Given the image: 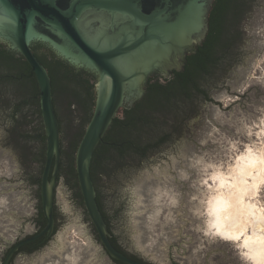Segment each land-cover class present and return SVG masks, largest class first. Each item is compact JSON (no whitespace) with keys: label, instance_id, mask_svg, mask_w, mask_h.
<instances>
[{"label":"rangeland","instance_id":"obj_1","mask_svg":"<svg viewBox=\"0 0 264 264\" xmlns=\"http://www.w3.org/2000/svg\"><path fill=\"white\" fill-rule=\"evenodd\" d=\"M255 1L244 19L242 58L211 84V101L200 102L194 119L168 147L99 178L120 246L153 264H258L244 237L216 230L209 206L212 187L220 182L213 173L236 165L264 141V0ZM7 111L0 109V264L9 245L37 228L36 188L25 181L18 150L5 146ZM74 195L59 179L55 197L62 227L42 250L19 253L13 264H115L102 253ZM248 201L264 211V183Z\"/></svg>","mask_w":264,"mask_h":264},{"label":"water","instance_id":"obj_2","mask_svg":"<svg viewBox=\"0 0 264 264\" xmlns=\"http://www.w3.org/2000/svg\"><path fill=\"white\" fill-rule=\"evenodd\" d=\"M213 4L214 0H0V42L20 53L32 67L39 86L40 111L47 141L46 159L40 177L45 225L9 247L1 264H9L14 253L24 244L41 236V242L55 238L56 231L63 224L56 222L54 216V195L61 160L60 121L54 108L49 71L36 57L32 44L47 45L68 64L95 76L94 108L77 145L74 160L82 199L109 256L124 264H149L133 259L110 241V229L96 199L90 164L97 143L103 140L120 109L143 96L149 75L159 71L166 76L171 70H181L188 51L195 50L204 41ZM255 5L253 0L245 19H249ZM223 76L221 74L215 82ZM55 99L64 128L65 125L70 126L71 117L57 93ZM9 103L0 102V109H8ZM7 117L8 114H4V118ZM83 121V116L77 115L72 124ZM180 133L181 130L172 136L178 137ZM64 134L67 143L68 136L66 132ZM10 141L7 131L5 146L13 145ZM169 141L157 151L168 147ZM30 159L28 157L23 164L25 181L29 186L32 185L29 177L38 167ZM99 186L101 188L100 182ZM34 193L36 196L35 189ZM101 200L105 210L103 193ZM59 212L57 218H62ZM85 219L88 220L86 215ZM46 242L31 252L42 250Z\"/></svg>","mask_w":264,"mask_h":264},{"label":"trees","instance_id":"obj_3","mask_svg":"<svg viewBox=\"0 0 264 264\" xmlns=\"http://www.w3.org/2000/svg\"><path fill=\"white\" fill-rule=\"evenodd\" d=\"M244 1L214 0L209 14L206 38L195 50L188 51L183 68L179 71L173 70L166 77L149 76L143 96L132 105H125L120 109L103 140L97 143L90 171L97 190V202L109 227L98 179L106 171L122 169L155 153L174 133L188 126L189 118L198 111L202 100L211 101L209 95L211 84L221 74L226 75L230 71L233 61L242 58L241 44H244L246 38L244 19L253 0ZM32 49L49 71L54 108L60 121L62 143L57 181L64 179L74 191V198L78 204L85 209L74 160L77 145L94 108L95 76L85 69L68 64L45 44L34 43ZM56 93L66 107L67 115L71 117L70 126L65 125V128L56 108ZM0 102L6 105L10 102L7 111L11 119V126L8 128L10 142L25 161L30 157V160L38 165L36 172L29 177L30 182L37 187L34 223L38 231L46 222L40 199V177L46 159L47 142L40 111L39 86L30 64L1 43ZM77 115H82L84 121L72 124V119ZM64 132L68 136L67 143L64 140ZM58 212L55 207L56 219ZM86 217L91 222L87 211ZM92 226L96 234L97 230L93 224ZM115 239L112 241L119 250L137 261L149 262L126 251ZM36 241L25 244L20 249L31 252L33 250L31 245Z\"/></svg>","mask_w":264,"mask_h":264},{"label":"bare ground","instance_id":"obj_4","mask_svg":"<svg viewBox=\"0 0 264 264\" xmlns=\"http://www.w3.org/2000/svg\"><path fill=\"white\" fill-rule=\"evenodd\" d=\"M257 148L256 152L249 150L239 156L236 165L213 173L220 182L212 187L216 191L209 206L216 230L232 239L244 237L243 245L256 263L264 264V211L248 201L264 183V141Z\"/></svg>","mask_w":264,"mask_h":264},{"label":"flooded vegetation","instance_id":"obj_5","mask_svg":"<svg viewBox=\"0 0 264 264\" xmlns=\"http://www.w3.org/2000/svg\"><path fill=\"white\" fill-rule=\"evenodd\" d=\"M1 43V42H0ZM2 45H4L3 43H1ZM5 46V45H4ZM6 47V46H5ZM7 48V47H6ZM14 52H15V50H13ZM15 54L17 55V56H22V55H20V53H18V52H15ZM171 72H172V70L170 71V73L169 74H171ZM61 73V72H60ZM92 73V72H91ZM169 74L168 75H166V76H169ZM149 76H154V77H166L165 75H163L161 72H159V71H154L151 75H149ZM74 165H75V162H74ZM75 170H76V168H75ZM77 173V172H76ZM78 177V176H77ZM35 186V185H34ZM35 188H36V191H37V187L35 186ZM97 191V190H96ZM74 192V191H73ZM77 201V200H76ZM78 202V201H77ZM54 206L58 209V207H57V204H56V201H55V195H54ZM84 211H85V215H86V211H87V209L85 208L84 209ZM87 213H88V211H87ZM91 221V220H90ZM56 222H57V219H56ZM92 222V221H91ZM90 222V223H91ZM91 224H93V223H91ZM94 225V224H93ZM108 225V224H107ZM109 227V226H108ZM43 228V227H42ZM41 228V229H42ZM55 228H56V225H55ZM38 228H36L32 233H30V235H32L33 233H35V231L37 230ZM109 229H110V237H109V239H110V241L113 243V241H112V239L114 238L115 239V234L112 232L113 230L111 229V227H109ZM40 230V229H39ZM29 235V234H28ZM29 235V236H30ZM52 236V235H51ZM94 236H95V238H96V240L98 241V243L100 244V246L102 247L101 249H102V253L105 255V256H108L109 257V259L111 260V261H113V262H115V264H119L118 262H117V260H115L114 258H112L111 256H109L107 253H106V251H105V249H104V247H103V245L101 244V242H100V240H99V237H98V234H97V232H96V234L94 233ZM24 237H26L25 235L23 236V238ZM42 237L43 236H41V237H39L38 239V241H36V243L35 244H33V245H31V247L34 249V248H36V247H38L40 244H42L43 242H46L45 240L44 241H42L41 242V240H42ZM22 239V238H21ZM20 240V239H19ZM19 240H17V241H19ZM17 241H15V242H13V244L11 245V246H13L14 245V243H16ZM115 241H116V239H115ZM34 242V241H33ZM32 243V242H31ZM28 244V243H27ZM30 244V243H29ZM114 244V243H113ZM25 245V244H24ZM115 245V244H114ZM10 245L6 248V252H7V250L9 249V247H11ZM23 246V245H22ZM21 247V246H20ZM20 247L18 248V250L14 253V255L12 256V259H11V261H10V263L9 264H12L13 263V260H14V258H15V256L18 254V253H20V252H28V251H25L24 249H20ZM116 247V246H115ZM121 251V250H120ZM6 252H5V254H6ZM29 253V252H28ZM124 253V252H123ZM5 254H4V257H5ZM4 257H3V259H4ZM120 262V261H119ZM2 263H3V261H2ZM149 264L151 263V262H148Z\"/></svg>","mask_w":264,"mask_h":264}]
</instances>
